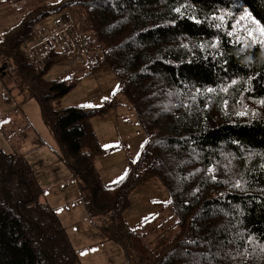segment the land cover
<instances>
[{
	"label": "trees",
	"instance_id": "trees-1",
	"mask_svg": "<svg viewBox=\"0 0 264 264\" xmlns=\"http://www.w3.org/2000/svg\"><path fill=\"white\" fill-rule=\"evenodd\" d=\"M73 6L101 49L92 66L113 70L145 135L112 184L95 167L104 150L90 120L117 104L62 106L76 81L45 77L60 53L50 47L38 65L22 49L37 23ZM0 57L12 61L18 97L37 103L88 213L109 216V237L126 242L131 262L264 264V0L42 3L5 31ZM151 179L178 218L157 253L123 217L130 193ZM43 193L25 156L0 148V264H81Z\"/></svg>",
	"mask_w": 264,
	"mask_h": 264
},
{
	"label": "rangeland",
	"instance_id": "rangeland-1",
	"mask_svg": "<svg viewBox=\"0 0 264 264\" xmlns=\"http://www.w3.org/2000/svg\"><path fill=\"white\" fill-rule=\"evenodd\" d=\"M61 0H8L0 3V40L27 11L42 3ZM86 13L73 6L36 24L33 37L22 44L31 59L41 65L50 47L61 55L46 79H73L76 85L61 98L62 106L99 108L111 99L117 105L103 115L93 116L91 126L104 150L95 167L105 184L124 176L145 140L132 105L119 92L120 81L109 66L94 68L101 49L88 29ZM11 60L0 57V148L7 154L20 153L33 168L44 190L42 200L56 209L81 264H134L132 250L121 239L109 237L108 215L91 216L82 200L80 186L41 118L37 103L18 97L10 68ZM47 148V149H45ZM167 189L157 179L140 184L129 195L123 212L126 229L138 233L157 253L178 232V218L166 207ZM115 233V231H114Z\"/></svg>",
	"mask_w": 264,
	"mask_h": 264
},
{
	"label": "crops",
	"instance_id": "crops-1",
	"mask_svg": "<svg viewBox=\"0 0 264 264\" xmlns=\"http://www.w3.org/2000/svg\"><path fill=\"white\" fill-rule=\"evenodd\" d=\"M30 1H33V0H27V2H30ZM27 2H26V3H27ZM45 149H47V148H45ZM47 151H48V149H47Z\"/></svg>",
	"mask_w": 264,
	"mask_h": 264
},
{
	"label": "water",
	"instance_id": "water-1",
	"mask_svg": "<svg viewBox=\"0 0 264 264\" xmlns=\"http://www.w3.org/2000/svg\"><path fill=\"white\" fill-rule=\"evenodd\" d=\"M1 71V70H0Z\"/></svg>",
	"mask_w": 264,
	"mask_h": 264
}]
</instances>
